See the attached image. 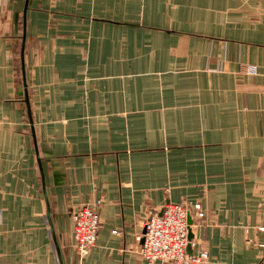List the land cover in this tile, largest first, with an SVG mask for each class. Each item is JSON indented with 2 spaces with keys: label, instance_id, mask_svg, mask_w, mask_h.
Returning a JSON list of instances; mask_svg holds the SVG:
<instances>
[{
  "label": "crops",
  "instance_id": "obj_1",
  "mask_svg": "<svg viewBox=\"0 0 264 264\" xmlns=\"http://www.w3.org/2000/svg\"><path fill=\"white\" fill-rule=\"evenodd\" d=\"M167 204L190 264H264V0H0V264H146Z\"/></svg>",
  "mask_w": 264,
  "mask_h": 264
},
{
  "label": "built area",
  "instance_id": "obj_2",
  "mask_svg": "<svg viewBox=\"0 0 264 264\" xmlns=\"http://www.w3.org/2000/svg\"><path fill=\"white\" fill-rule=\"evenodd\" d=\"M204 215L199 205L188 207L183 204H167L159 214H151L142 222L139 236V252L146 264H158L169 261L171 264L200 263L207 258L202 251L197 256H186V248L190 241L188 233L193 216ZM73 248L80 260L85 258L94 246L99 220L93 205L78 208L72 214Z\"/></svg>",
  "mask_w": 264,
  "mask_h": 264
},
{
  "label": "water",
  "instance_id": "obj_3",
  "mask_svg": "<svg viewBox=\"0 0 264 264\" xmlns=\"http://www.w3.org/2000/svg\"><path fill=\"white\" fill-rule=\"evenodd\" d=\"M22 49H23V48H22ZM188 224H191V219H190V218H188ZM191 238H192V235H191L190 230H189V233H188V240L190 241ZM187 247H188V246H187Z\"/></svg>",
  "mask_w": 264,
  "mask_h": 264
}]
</instances>
